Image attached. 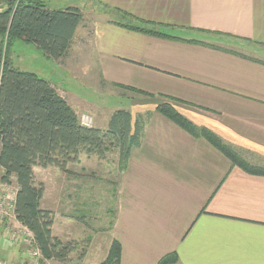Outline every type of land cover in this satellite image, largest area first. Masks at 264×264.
<instances>
[{"label": "crops", "instance_id": "0c3cea01", "mask_svg": "<svg viewBox=\"0 0 264 264\" xmlns=\"http://www.w3.org/2000/svg\"><path fill=\"white\" fill-rule=\"evenodd\" d=\"M64 6L82 15L72 45L79 33L93 52L95 86L123 90L132 123L146 118L140 146L118 173L113 219L91 239V264L102 262L114 241L121 248L119 264H156L168 253L176 254V264H264V176L232 165L204 139L156 111L157 104L175 100L183 117L212 131L247 164L264 169V65L185 42L264 62V0H68ZM120 24L154 28L183 41ZM71 51L72 46L64 59L54 61L64 66ZM78 100L77 108L92 117L89 112L98 107ZM115 110L95 127L106 128ZM49 169L33 168L35 178ZM41 183L40 207L51 210L44 206L47 184ZM12 243L19 246L12 263L26 264V248Z\"/></svg>", "mask_w": 264, "mask_h": 264}, {"label": "trees", "instance_id": "16d2710c", "mask_svg": "<svg viewBox=\"0 0 264 264\" xmlns=\"http://www.w3.org/2000/svg\"><path fill=\"white\" fill-rule=\"evenodd\" d=\"M0 5V187H16L15 218L33 234L43 258L64 264L69 261L70 254L77 252L81 243L62 241L52 235L54 213L40 207L44 185L36 181L33 168H55L66 172L67 167L77 162L82 154L105 160L106 155L114 150L117 153V171L121 173L127 167L132 149L141 144L146 118H137L132 123L128 111L116 110L109 117L106 128L85 126L67 101L57 93L54 85L32 72L20 71L13 66L9 49L17 41L34 44L46 59H64L82 21L78 8L51 10L42 0H0ZM120 25L147 35L183 41L154 28ZM185 42L197 43L264 65L262 61L233 50L195 40ZM5 43L7 49L3 47ZM116 86L148 97L153 96L135 88ZM156 111L190 136L204 139L230 160L232 165L245 172L264 176L263 168L247 164L212 131L196 126L170 103L157 104ZM0 231L9 240L4 235V223H0ZM81 242L85 246L88 242L90 245L91 239L88 237ZM84 254L85 249H81L78 262L83 260ZM120 254V244L114 241L100 264H119ZM176 263V254L168 253L156 264Z\"/></svg>", "mask_w": 264, "mask_h": 264}, {"label": "rangeland", "instance_id": "374dc122", "mask_svg": "<svg viewBox=\"0 0 264 264\" xmlns=\"http://www.w3.org/2000/svg\"><path fill=\"white\" fill-rule=\"evenodd\" d=\"M43 1L47 7L58 10L64 9V4L68 0L65 2H62L63 0ZM0 9L2 10L1 5ZM82 36L79 33L76 36L70 56L62 66L64 69L54 60L46 59L32 43L17 41L12 47L10 46L9 52L15 68L20 71L32 72L39 78L49 81L57 90L61 91L60 93L70 99V104L76 111L79 120L82 116H86L90 119V126L95 127L102 124L107 112L114 109L124 110L128 105L123 90L95 86L98 79L96 71H94V55L93 52H87V42H83ZM228 40L233 42L232 39ZM235 42L234 44H238ZM3 47L7 49L6 43ZM259 56L263 58L261 55ZM130 95L133 96L131 93ZM74 97L86 103H93L98 107H92L96 112L92 110L89 112L95 119L90 117L86 110L77 108L78 103L81 102L78 99H73ZM168 103L175 108V100H170ZM114 152L116 151L111 150L107 155L108 159L101 161L96 157L87 159L88 156L82 154L80 155L81 164L77 165L78 161L70 164L66 172L55 168H50L44 173L36 172V181L47 184V197L44 206L50 207L54 213L52 235L67 237L69 240L81 243L77 252L70 254L71 259L69 258V261L64 264H83L84 260L77 261L81 249H85L84 257L89 260L87 264L94 262L91 261L90 254L87 255L90 252L89 242L85 246V243L81 241H86L88 237L92 239L95 232L107 230L113 219L119 178L116 167L117 153L115 155ZM99 240L105 241L103 237H100ZM62 241L65 240L62 239ZM102 248L103 245L99 249ZM18 253L19 246L4 239L0 234V260L17 263ZM45 264L59 263L50 261Z\"/></svg>", "mask_w": 264, "mask_h": 264}, {"label": "built area", "instance_id": "2783aa9c", "mask_svg": "<svg viewBox=\"0 0 264 264\" xmlns=\"http://www.w3.org/2000/svg\"><path fill=\"white\" fill-rule=\"evenodd\" d=\"M81 123L85 126H90V119L82 116ZM0 194V223H4V235L9 240L17 243H22L26 248L29 259L26 264H45L48 263L37 246L33 234L15 218L14 214V199L16 187L14 185H1ZM0 264H7L0 261Z\"/></svg>", "mask_w": 264, "mask_h": 264}]
</instances>
